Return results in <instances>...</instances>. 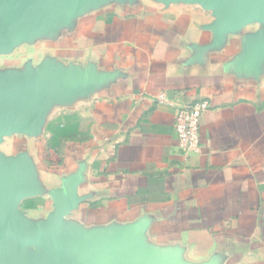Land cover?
<instances>
[{"label":"crops","instance_id":"1","mask_svg":"<svg viewBox=\"0 0 264 264\" xmlns=\"http://www.w3.org/2000/svg\"><path fill=\"white\" fill-rule=\"evenodd\" d=\"M215 19L200 1L97 0L0 54L22 61L0 71L51 63L98 78L54 99L39 132L3 142L34 165L39 192L21 203L30 219L74 186L70 231L123 235L154 264H264V57L247 61L264 23L214 45ZM201 99L202 147L188 153L176 111Z\"/></svg>","mask_w":264,"mask_h":264},{"label":"water","instance_id":"2","mask_svg":"<svg viewBox=\"0 0 264 264\" xmlns=\"http://www.w3.org/2000/svg\"><path fill=\"white\" fill-rule=\"evenodd\" d=\"M91 1L97 0H0V54L68 21ZM188 1L214 10V45L221 44L227 32L253 21L264 23V0ZM261 57L264 31L249 39L247 61L257 66ZM97 80L51 63L0 71V264H154L153 258L129 248L123 235L68 230L64 218L79 202L74 186L57 191L54 210L46 219H30L21 203L39 192L34 165L26 152L7 155L1 149L7 136L39 132L54 99H66Z\"/></svg>","mask_w":264,"mask_h":264},{"label":"built area","instance_id":"3","mask_svg":"<svg viewBox=\"0 0 264 264\" xmlns=\"http://www.w3.org/2000/svg\"><path fill=\"white\" fill-rule=\"evenodd\" d=\"M209 107L210 101L201 99L176 111L175 128L179 136L180 145L188 153L195 154L201 151V121Z\"/></svg>","mask_w":264,"mask_h":264},{"label":"rangeland","instance_id":"4","mask_svg":"<svg viewBox=\"0 0 264 264\" xmlns=\"http://www.w3.org/2000/svg\"><path fill=\"white\" fill-rule=\"evenodd\" d=\"M18 56V55H17ZM16 56V57H17ZM21 60L20 59H5V58H0V67H4L7 65H17V64H21ZM7 148V143H2L1 144V149L6 150Z\"/></svg>","mask_w":264,"mask_h":264}]
</instances>
